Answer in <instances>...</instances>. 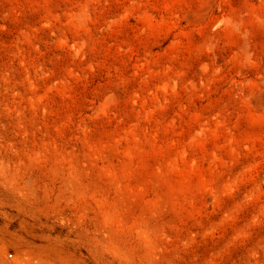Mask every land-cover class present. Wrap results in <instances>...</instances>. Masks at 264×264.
<instances>
[{
	"label": "rangeland",
	"instance_id": "obj_1",
	"mask_svg": "<svg viewBox=\"0 0 264 264\" xmlns=\"http://www.w3.org/2000/svg\"><path fill=\"white\" fill-rule=\"evenodd\" d=\"M0 264H264V0H0Z\"/></svg>",
	"mask_w": 264,
	"mask_h": 264
}]
</instances>
